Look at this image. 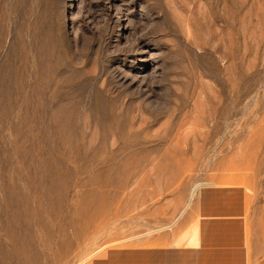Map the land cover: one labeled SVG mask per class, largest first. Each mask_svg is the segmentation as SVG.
<instances>
[{"label": "rangeland", "instance_id": "rangeland-1", "mask_svg": "<svg viewBox=\"0 0 264 264\" xmlns=\"http://www.w3.org/2000/svg\"><path fill=\"white\" fill-rule=\"evenodd\" d=\"M220 185L264 227V0H0V264H91Z\"/></svg>", "mask_w": 264, "mask_h": 264}, {"label": "crops", "instance_id": "crops-1", "mask_svg": "<svg viewBox=\"0 0 264 264\" xmlns=\"http://www.w3.org/2000/svg\"><path fill=\"white\" fill-rule=\"evenodd\" d=\"M255 208L244 186L200 189L179 223L124 240L91 264H264Z\"/></svg>", "mask_w": 264, "mask_h": 264}]
</instances>
